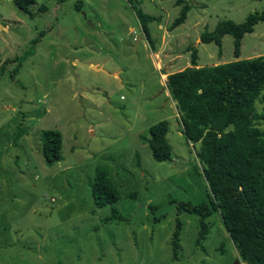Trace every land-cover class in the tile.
<instances>
[{"label": "rangeland", "instance_id": "obj_1", "mask_svg": "<svg viewBox=\"0 0 264 264\" xmlns=\"http://www.w3.org/2000/svg\"><path fill=\"white\" fill-rule=\"evenodd\" d=\"M176 1H137L152 17L151 46L126 0H35L32 16L0 0V264H245L218 212L205 219L199 245L198 217L178 214L172 202H202L207 184L199 143L182 134L165 74L190 65L192 45L199 65L235 60L230 35L220 55L200 35L222 20L243 22L264 0H187L186 20L170 29ZM257 55L264 21L241 42L240 58ZM256 108L264 114L261 98ZM161 120L172 148L166 161L142 139ZM45 129L63 137L62 159L52 165L40 152ZM97 167L120 194L101 207L91 193ZM113 212L123 219L109 218Z\"/></svg>", "mask_w": 264, "mask_h": 264}, {"label": "trees", "instance_id": "obj_2", "mask_svg": "<svg viewBox=\"0 0 264 264\" xmlns=\"http://www.w3.org/2000/svg\"><path fill=\"white\" fill-rule=\"evenodd\" d=\"M13 1L20 10L32 16L30 5L35 0ZM126 1L153 46L148 26L152 17L138 6V0ZM176 4L180 5L179 15L170 29L183 24L191 8L187 0H177ZM259 21H264V10L249 14L239 23L219 21L213 30L201 33L200 41L215 43L220 48L219 55L222 38L230 35L235 60L198 66V50L192 45L188 49L190 65L169 72L165 78V86L179 111L183 136L190 144L199 143L198 158L207 184L202 202H172L178 214L187 212L198 217L196 243L199 245L209 230L205 219L218 212L238 257L245 264H264V129L259 127L264 114L256 108L259 98L264 101V55L239 59L242 38L253 32ZM16 70L17 67L14 73ZM168 130V121L161 120L148 128V137H142L156 161L171 159ZM62 142V134L56 129L41 132L40 152L46 165L62 159ZM91 193L98 207L114 203L120 196L117 185L103 167L95 169ZM150 209H156V205H151ZM114 217L123 219L117 212L109 218ZM180 233L181 221L177 217L171 240L175 255Z\"/></svg>", "mask_w": 264, "mask_h": 264}, {"label": "crops", "instance_id": "obj_3", "mask_svg": "<svg viewBox=\"0 0 264 264\" xmlns=\"http://www.w3.org/2000/svg\"><path fill=\"white\" fill-rule=\"evenodd\" d=\"M235 59V58H234ZM239 59H240V56H239ZM224 63V62H223ZM198 66H202V65H199L198 64ZM174 71H177V70H174ZM174 71H169V72H174ZM169 72H167L166 74H165V76L169 73ZM166 78V77H165Z\"/></svg>", "mask_w": 264, "mask_h": 264}, {"label": "water", "instance_id": "obj_4", "mask_svg": "<svg viewBox=\"0 0 264 264\" xmlns=\"http://www.w3.org/2000/svg\"><path fill=\"white\" fill-rule=\"evenodd\" d=\"M233 264H239V261L236 259Z\"/></svg>", "mask_w": 264, "mask_h": 264}]
</instances>
